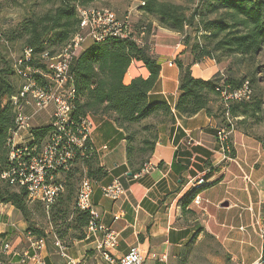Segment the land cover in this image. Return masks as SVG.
I'll return each instance as SVG.
<instances>
[{"label": "crops", "instance_id": "1", "mask_svg": "<svg viewBox=\"0 0 264 264\" xmlns=\"http://www.w3.org/2000/svg\"><path fill=\"white\" fill-rule=\"evenodd\" d=\"M171 34L144 40L161 66L157 83L149 91L150 100L164 99L174 114V120L163 123L156 136L149 157L153 168L140 175L131 173L123 128L112 115L92 116L95 127L90 139L96 150L95 167L101 168L102 175L95 179L90 202L101 222L118 232L116 248L111 250L115 262L137 245L144 264H251L263 245L257 227L264 219V133H252L243 124L245 115L231 117L232 124L228 113L217 112L224 106L220 97L211 98V114L200 110L186 116L174 110L180 83L176 59L187 65L192 55L184 51L179 37ZM190 65L191 74L202 80L224 69L210 58ZM148 75L147 67L133 59L122 82L128 85L132 78ZM1 100L3 105L8 101L6 97ZM226 119L232 128L225 147L217 139V131ZM20 133L26 138L25 132ZM117 177L125 193L111 200L101 188ZM199 177L205 184L198 190L202 201L196 204L190 186ZM65 192L66 188L61 195ZM49 225L42 253L45 264H116L103 258L96 247L101 233H87L82 227L58 238ZM27 227L14 205L0 202V242L8 241L15 250L4 264H18L24 251L33 253ZM55 239L65 244L67 257L54 246ZM23 264L35 263L29 260Z\"/></svg>", "mask_w": 264, "mask_h": 264}, {"label": "trees", "instance_id": "2", "mask_svg": "<svg viewBox=\"0 0 264 264\" xmlns=\"http://www.w3.org/2000/svg\"><path fill=\"white\" fill-rule=\"evenodd\" d=\"M95 0H62L52 14H46L38 22L30 21L26 29L28 44L33 48V55L36 58L33 63L36 67L41 66L37 56L44 49L42 36L53 29L59 28L57 40L61 45L68 41V37L78 31L79 23L76 19L75 6H86ZM205 7L212 10H222L214 19L199 18L195 14L186 16L184 8L175 3H167L158 0H146L142 6L145 11L156 16L163 27L187 35L188 29H197V26L204 30V37L211 42L199 45L194 42L190 44V36L187 35L184 44H190L192 54L191 63L200 62L204 57L215 58L214 53L220 56H232L238 54L253 59L260 53L264 44V0H203ZM48 22V24H46ZM39 25L41 27H39ZM187 29V30H186ZM60 45V46H61ZM39 57V56H38ZM39 59V58H38ZM140 60L149 71L146 78H132L128 85L122 82L131 60ZM219 61V56L218 59ZM0 61L5 66H0V172L7 164L6 141L11 129L14 128V112L10 105V96L16 93L10 75L15 70L10 63L0 56ZM191 63L184 65L179 59L176 64L179 66V97L174 105V110L186 116H190L200 110L212 113L209 102L211 98L220 97L221 88L230 90L239 87L243 79L233 76L232 72L226 71L222 75L217 74L209 79H199L191 74ZM71 81L75 87L74 109L72 111L75 119L85 118L86 115L97 116L100 114L112 115L119 127L125 132L127 142L126 157L129 171L133 174L139 173L141 167L149 161L156 138L143 140L145 148L135 144L130 124L145 120L154 114L162 113L167 120H174L171 107L164 100H150L149 91L157 83L161 69L160 62L150 54L147 47L139 46L131 38L122 39L118 37L109 38L103 42H88L72 58L70 65ZM249 82V81H248ZM7 98V103L2 104V98ZM222 100V99H221ZM259 102L256 103V108ZM227 112L230 117L235 115H250L248 105L243 101H229L227 106L217 111ZM255 110V109H254ZM33 135L30 144L41 145V141L50 133L51 126L48 123L37 127L31 126ZM137 151H145L146 154L135 160ZM95 152L88 158H94ZM67 171V170H66ZM65 171V172H66ZM101 168L93 169L87 166V173L90 176L102 175ZM3 183V184H1ZM10 185L0 178V202L10 203L20 212L22 218L28 223L26 229L36 237H44V231L29 224L28 213L31 209L29 200L24 189H9ZM74 190L66 188L65 194H59L51 206V213L48 215L56 237H63L58 227L65 220L69 212ZM37 202V201H36ZM38 205H42L39 201ZM75 213L74 221L65 224V230L69 227H86L89 221L88 212L79 210L75 205L72 207ZM61 220L59 224L58 221ZM64 223V222H63ZM62 231V232H63Z\"/></svg>", "mask_w": 264, "mask_h": 264}, {"label": "built area", "instance_id": "3", "mask_svg": "<svg viewBox=\"0 0 264 264\" xmlns=\"http://www.w3.org/2000/svg\"><path fill=\"white\" fill-rule=\"evenodd\" d=\"M144 3V1H142ZM78 8L79 29L68 37V41L61 45L54 53L43 50L39 53V63L36 67L33 60V48L25 45L20 56L13 64V70L21 79L19 90L11 95L10 105L14 112V128L8 134L6 146L8 150L6 167L0 172V178L10 186L24 189L27 200H37L44 205L46 211L53 205L59 194L64 190V178L61 173L68 170L77 160H84L96 152L91 143V134L95 124L92 115L85 118L75 119L73 116L75 87L71 81L69 65L72 58L82 48L87 39L94 42H103L109 38L118 37L134 40L139 46L145 45L141 35L143 27L136 37L132 30L130 15L127 13L119 17L112 9L93 8L82 6ZM173 64V61H168ZM222 75L223 72L221 71ZM220 94L224 105L229 101H241L249 97L251 91L248 81L232 90L221 88ZM6 104V103H5ZM30 106L32 113L27 112ZM50 107L49 124L50 133L38 147L30 144L33 139L31 121L33 113H38ZM27 134L26 138L20 133ZM229 130L221 126L217 131V139L226 147ZM264 151V137H263ZM106 147V146H105ZM104 147V148H105ZM153 165L147 161L136 175L149 172ZM97 181L89 176L83 177L75 197V206L88 212V224L86 232L91 234L101 233L96 247L107 261L116 264H144L143 255L139 246L130 247L116 262L111 256V250L116 248L118 232L101 222L99 213L90 202L93 186ZM205 180L199 177L191 182L190 190L195 194L192 200L196 204L201 203L198 190L203 187ZM102 194L117 200L125 193L121 180L117 177L101 188ZM114 219L118 217L114 216ZM258 235L263 243L259 256L251 264H264V219L258 225ZM31 237L30 251H24L19 258L18 264L29 260L35 264H45L43 251L46 245V237ZM54 246L59 253L67 257L65 244L55 239ZM8 241L0 242V264H4L7 256L14 253ZM69 259V258H68ZM70 260V259H69Z\"/></svg>", "mask_w": 264, "mask_h": 264}, {"label": "rangeland", "instance_id": "4", "mask_svg": "<svg viewBox=\"0 0 264 264\" xmlns=\"http://www.w3.org/2000/svg\"><path fill=\"white\" fill-rule=\"evenodd\" d=\"M62 0H0V56H3V59L10 63L13 69V64L16 59L20 56L23 47L28 44V34L26 30L30 21L38 22L42 16L46 14H52L55 11V8L61 4ZM142 1L146 0H95L89 3L86 6L93 8H107L113 9L119 17H123L127 13L130 15V21L132 22V30L136 33L138 37L139 32L143 27L144 34L141 35L142 40H148V38L155 39L159 36L160 39L164 35H170L174 33L179 37L181 44L184 46V51H187L191 54L190 44L196 42L199 45L209 44L208 41L203 35L205 34L204 30L197 26V29H186L187 35L190 36V44L186 47L184 40L186 36L184 33H179L177 31H172L168 28L162 26L160 21L153 14L148 13L143 9L144 3ZM167 3H175L184 8V13L186 16L195 14L199 18L202 16L205 19H214L221 13L220 10H212L210 7H205L203 0H158ZM81 6H75L76 9V19H78V8ZM48 24V22H46ZM49 25V24H48ZM39 27H41L39 25ZM59 28L53 29L48 34H44L42 39L44 40V49L54 53L57 48L60 47L61 43L58 42L57 33ZM76 32V31H75ZM176 32V33H175ZM73 34V33H72ZM157 35V36H156ZM173 35V34H171ZM139 38V37H138ZM90 42L89 39L83 42L82 48ZM81 48V49H82ZM192 55V54H191ZM215 58L204 57L203 59H213L216 63H221L224 66L222 70L223 73L226 71L232 72L233 76L241 77L244 81H249L250 84V95L247 99L243 100L249 108V112H255L254 114L246 115L245 122L243 123L246 127L252 130V133H264V44L262 50L259 54L254 56L253 59L249 57L233 54L232 56H220L219 53H214ZM37 60H38V56ZM219 56V61L218 59ZM202 59V60H203ZM201 60V61H202ZM5 66V63L0 61V66ZM13 85H15V91L20 87V78L19 75L14 73L10 75ZM259 102L258 107L256 108V103ZM226 106H222L224 109ZM255 109V110H254ZM27 112L32 113V108L28 106L26 108ZM218 112V111H217ZM50 107L40 111L38 113H33V119L31 121L32 127L40 126L41 124H46L49 121L50 116ZM227 113V112H226ZM229 114V113H228ZM232 124L234 119L228 115ZM167 117L164 116L161 112L154 114L145 120L130 124V132H132L134 137L135 144H139V147L142 149L145 148V145L142 143L143 140H152L156 138L158 132L161 130V125L166 123ZM222 126H226L227 129L232 128L228 124L226 119ZM44 140V139H43ZM42 140V141H43ZM41 141V142H42ZM38 146V145H37ZM39 147V146H38ZM146 154L145 151H137L135 153V160H139L140 157ZM87 166H91L95 169V158L88 159L86 161L77 160L72 166L65 172L64 179V188H70L74 190V193L77 192L79 184L83 177L89 176L93 179L99 178L96 176H90L87 173ZM3 184V183H1ZM9 189H18L15 186H10ZM37 200L29 201L31 209L29 210L28 217L29 224L35 228H38L44 231L45 236L47 237L45 230H48L49 223H51L48 215L51 213V207L46 211L44 205H38ZM71 203V202H70ZM72 203L70 204L69 212L65 215V220L61 223V220L58 221L60 227H58L62 235L73 234V231H77L74 227H69L65 230V224H71L74 221L75 213L72 212ZM54 231V229H53ZM63 231V232H62ZM48 233V232H47ZM49 237V236H48Z\"/></svg>", "mask_w": 264, "mask_h": 264}, {"label": "water", "instance_id": "5", "mask_svg": "<svg viewBox=\"0 0 264 264\" xmlns=\"http://www.w3.org/2000/svg\"><path fill=\"white\" fill-rule=\"evenodd\" d=\"M130 175H131V173H130Z\"/></svg>", "mask_w": 264, "mask_h": 264}]
</instances>
